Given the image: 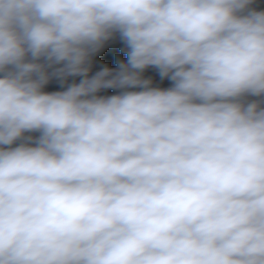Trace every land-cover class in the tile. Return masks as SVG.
Segmentation results:
<instances>
[{
	"label": "clouds",
	"instance_id": "obj_1",
	"mask_svg": "<svg viewBox=\"0 0 264 264\" xmlns=\"http://www.w3.org/2000/svg\"><path fill=\"white\" fill-rule=\"evenodd\" d=\"M0 264H264L260 0H0Z\"/></svg>",
	"mask_w": 264,
	"mask_h": 264
},
{
	"label": "trees",
	"instance_id": "obj_2",
	"mask_svg": "<svg viewBox=\"0 0 264 264\" xmlns=\"http://www.w3.org/2000/svg\"><path fill=\"white\" fill-rule=\"evenodd\" d=\"M261 3V7H264V0H260ZM123 47V45L119 42L118 39L113 40L111 42H109V44L105 47V49L97 55L96 57V62L97 65L96 67L99 66V64L101 63H105L108 64L109 66L115 67V61L116 59H126V55L121 51V48ZM94 70H96V68H94ZM147 75H151L154 77V79L159 82V77L156 76V74L152 71L149 70ZM161 86H168V82L164 81ZM54 85L53 86H49L48 90H54Z\"/></svg>",
	"mask_w": 264,
	"mask_h": 264
}]
</instances>
